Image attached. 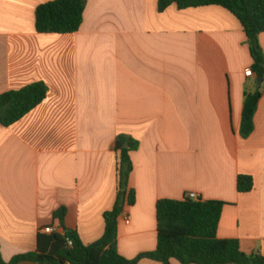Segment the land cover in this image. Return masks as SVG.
<instances>
[{
  "label": "crops",
  "instance_id": "0c3cea01",
  "mask_svg": "<svg viewBox=\"0 0 264 264\" xmlns=\"http://www.w3.org/2000/svg\"><path fill=\"white\" fill-rule=\"evenodd\" d=\"M53 1L0 0V95L38 82L49 89L19 122L0 124L3 260L36 251L40 227L62 207L84 244L103 237L120 135L139 142L136 203L124 210L129 224L118 220L122 256L155 251L157 203L190 193L226 204L219 239L264 255V82L244 139L246 93L259 84L241 22L220 6L160 13L159 0H89L77 33H38L36 10ZM259 41L264 51V33ZM240 176L253 178V191H238Z\"/></svg>",
  "mask_w": 264,
  "mask_h": 264
},
{
  "label": "trees",
  "instance_id": "16d2710c",
  "mask_svg": "<svg viewBox=\"0 0 264 264\" xmlns=\"http://www.w3.org/2000/svg\"><path fill=\"white\" fill-rule=\"evenodd\" d=\"M89 0H55L40 5L36 10V30L41 34H74L84 22ZM172 5L179 10L206 6H220L232 13L242 24L248 38L253 59L252 72L257 80H264V51L259 38L264 33V0H159V12ZM49 89L43 82L28 85L20 90L0 95V124L6 128L19 122L47 98ZM263 94V85L254 92H247L240 135L249 138L255 130V115ZM139 149V142L120 135L111 145L119 155L118 194L114 209L104 214L105 233L91 245L83 243L78 232L68 228L67 207L60 208L53 221L40 227L38 247L34 252L19 254L6 263L1 254L0 264H139L148 259L162 264H264V255L246 254L237 240L218 237L224 202L163 199L157 203L158 244L153 252L141 253L130 260L118 249V220L127 206L136 203V192L129 187L134 164L131 154ZM254 180L240 176L238 191L249 193ZM51 234L46 228H54Z\"/></svg>",
  "mask_w": 264,
  "mask_h": 264
},
{
  "label": "built area",
  "instance_id": "2783aa9c",
  "mask_svg": "<svg viewBox=\"0 0 264 264\" xmlns=\"http://www.w3.org/2000/svg\"><path fill=\"white\" fill-rule=\"evenodd\" d=\"M248 73H251V71L249 70ZM188 197L192 200H198L199 199V196L195 193H190L188 195ZM122 216L125 218V222L127 224H129L130 223V217L127 215V213L123 212ZM53 232H55V228H46L44 230V233H46V234H51Z\"/></svg>",
  "mask_w": 264,
  "mask_h": 264
},
{
  "label": "water",
  "instance_id": "95a60500",
  "mask_svg": "<svg viewBox=\"0 0 264 264\" xmlns=\"http://www.w3.org/2000/svg\"><path fill=\"white\" fill-rule=\"evenodd\" d=\"M263 82H264V80H263V79H258V84H259V85H262V84H263Z\"/></svg>",
  "mask_w": 264,
  "mask_h": 264
}]
</instances>
